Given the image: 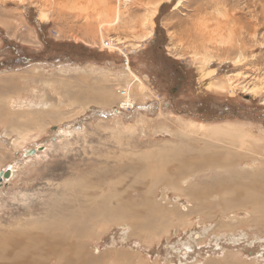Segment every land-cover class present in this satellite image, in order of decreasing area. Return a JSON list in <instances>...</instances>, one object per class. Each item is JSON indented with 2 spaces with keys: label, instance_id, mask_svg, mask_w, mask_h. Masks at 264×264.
I'll list each match as a JSON object with an SVG mask.
<instances>
[{
  "label": "rangeland",
  "instance_id": "374dc122",
  "mask_svg": "<svg viewBox=\"0 0 264 264\" xmlns=\"http://www.w3.org/2000/svg\"><path fill=\"white\" fill-rule=\"evenodd\" d=\"M263 115L264 0H0V233L126 182L134 214L83 239L94 264H264V204L239 201L264 194Z\"/></svg>",
  "mask_w": 264,
  "mask_h": 264
},
{
  "label": "bare ground",
  "instance_id": "6f19581e",
  "mask_svg": "<svg viewBox=\"0 0 264 264\" xmlns=\"http://www.w3.org/2000/svg\"><path fill=\"white\" fill-rule=\"evenodd\" d=\"M102 6H106L105 2ZM202 73H203L202 78H204V81L205 82L208 81L209 78H208L207 72L205 71ZM131 105H132V103H130V102L123 103V106H125V107H130ZM177 146H178L176 148L177 149L176 151H178L177 154H176V152H172V154L175 153L173 156L175 158H177V160L179 162H181L180 165L177 166V168H176V170H178V171L182 170V169H185V170L189 169L192 166L194 167V163L190 162L186 159L196 158V157L201 156L202 153H204L202 151H200V152L195 151L193 149V147H189V146L184 147L183 151H182V148H180L179 145H177ZM173 151H175V150L173 149ZM205 151H206L205 153L208 152L207 150H205ZM162 158H164V156ZM182 160L184 161L183 163H182ZM147 161H149V160H147ZM224 161H225V159H224ZM168 164H169V161H168ZM133 165L134 166H137V165L140 166L141 164L133 163ZM134 166H132V167H134ZM202 166H203V163H202ZM129 170H131V167ZM139 170H140V168H139ZM145 170H146V168H144L142 166V170H140V172H141L140 175H142L145 172ZM259 170H262V172H264V165ZM255 171H258V169H256ZM91 172H93V171H91ZM134 173H136V171ZM144 174H145V176L148 175V173H144ZM179 174H181V173H179ZM252 174H253V172H252ZM98 175H99V173H98ZM102 175L104 176V174H102V172H101V175H99V176H102ZM130 175L131 174L129 173V176H128L129 178H130ZM258 175H259V177H261L262 174H258ZM90 176L99 177V176H97V174H89L88 177L90 178ZM166 176L165 177L163 176L164 178H162V180H160L158 178H154V179L157 180V182L158 181L165 182L168 180L169 181H171V180L175 181L176 179H179V175H177V174L168 175L167 177ZM254 179L256 181L259 178H254ZM119 180L122 181V179H119ZM81 182H82L81 185L78 183H75L73 185L74 186L80 185L81 188L82 187L84 188L88 184L89 181L87 179L85 181L82 180ZM105 182H106V180H105ZM113 182H114V180H113ZM115 182L113 184H115ZM122 182L124 185L125 181H122ZM218 183H222V181H218ZM88 186H89V188H86L88 191H90L92 193L93 192H100V189L96 184H88L87 187ZM127 187H128V185L125 182V187L122 188L123 190H120L119 188H117V189H113L114 191H112V192L110 191V192L103 193L105 199H102V200H99L98 198H100V197H96L94 194H91V193H87V195H86V193H84L81 190L82 194L81 195L78 194V201L75 202L74 205L70 204V205L66 206L67 210H70V212H60V213L56 212L51 218H49V217L44 218L43 219L44 223L40 224L38 226V228L36 227L37 224L33 225V227H31V228L28 227L27 225H21L12 232H9V231H8L9 233L1 232L0 233V264H51V263H55V264H94L93 263L94 259H92L93 257L86 250V246H85L83 239L88 234L90 229H91L92 233L96 232L95 229L101 223L112 221V220L125 221V220L130 219V217L134 214V212H132L131 209L128 208V206L125 207V206L121 205V203L119 202L120 201L119 199L121 197L124 198L125 196L130 195V191L128 190ZM84 190H85V188H84ZM250 193H249V195H250ZM108 200H111L112 203L114 202L115 206L109 207ZM115 200H118V201H115ZM239 201L244 202L243 205L250 204V202H257L255 207L259 208V207H262V204H264V194L258 196L257 198H251L250 199L247 197L245 199H240ZM259 202H261L262 204ZM147 204H145V206H147L149 208L151 205L149 204V206H148ZM128 205L130 206L129 203H128ZM131 205L135 207L137 214H138L139 209L136 206L140 207V205H137L133 202H131ZM132 206H131V208H132ZM145 206H144V208H145ZM222 206H224V204H222ZM155 209H157V208H155ZM259 209H257V210H259ZM253 211H254V209H253ZM162 212H160L159 216H161V215L164 217L168 216L167 213H165L164 211H162ZM157 219H153V217H151V221L157 220ZM162 220H163V218H162ZM142 221L145 225H147L146 219L142 220Z\"/></svg>",
  "mask_w": 264,
  "mask_h": 264
},
{
  "label": "flooded vegetation",
  "instance_id": "af4514ba",
  "mask_svg": "<svg viewBox=\"0 0 264 264\" xmlns=\"http://www.w3.org/2000/svg\"><path fill=\"white\" fill-rule=\"evenodd\" d=\"M165 60V62L167 63V65H168V68H164V65H163V67H159V68H161L163 71H164V73H163V75H162V78L164 79V80H166V81H169L171 78L173 79L174 77H180V75L181 76H184V77H186L185 76V72L184 73H182V70H181V68H178V67H176V69H178V71H173V72H170V71H167L168 69H171L170 68V66H174L175 65V61L174 60H172V59H170V58H168V57H166V59H164ZM228 108L226 109V110H224V116L225 115H228V116H230V115H233V116H235L236 115V111H235V106L232 104V103H230L229 102V104L228 105H226ZM186 108V107H185ZM197 108V107H196ZM206 108V107H205ZM226 108V107H225ZM184 112L186 111V112H193V113H196V114H198V116H201V115H205L206 117H209L210 116V114H209V112L208 113H202V112H204V111H202V110H199L198 108L197 109H191V108H186V110H183ZM250 114H253V116H256L257 115V113L256 112H252V113H250ZM249 115V114H248ZM202 117V116H201ZM263 117H264V115H263ZM205 118V117H204ZM205 119H207V118H205ZM205 119H203V120H205ZM259 119V118H258ZM208 120V119H207Z\"/></svg>",
  "mask_w": 264,
  "mask_h": 264
},
{
  "label": "water",
  "instance_id": "95a60500",
  "mask_svg": "<svg viewBox=\"0 0 264 264\" xmlns=\"http://www.w3.org/2000/svg\"><path fill=\"white\" fill-rule=\"evenodd\" d=\"M43 151L44 150V148L43 147H41V148H38V149H31V150H29V151H27V154L28 155H34L37 151ZM12 169H7L6 171H1L0 172V188L3 186V181H4V179H7V180H9V179H11V177H12Z\"/></svg>",
  "mask_w": 264,
  "mask_h": 264
},
{
  "label": "built area",
  "instance_id": "2783aa9c",
  "mask_svg": "<svg viewBox=\"0 0 264 264\" xmlns=\"http://www.w3.org/2000/svg\"><path fill=\"white\" fill-rule=\"evenodd\" d=\"M109 44H110V45H109ZM111 44H112V42H111V41H108V43L106 44L105 47H109V46H111Z\"/></svg>",
  "mask_w": 264,
  "mask_h": 264
},
{
  "label": "crops",
  "instance_id": "0c3cea01",
  "mask_svg": "<svg viewBox=\"0 0 264 264\" xmlns=\"http://www.w3.org/2000/svg\"><path fill=\"white\" fill-rule=\"evenodd\" d=\"M238 176V175H237ZM244 184V183H243ZM247 187V184H244L242 188H246Z\"/></svg>",
  "mask_w": 264,
  "mask_h": 264
},
{
  "label": "trees",
  "instance_id": "16d2710c",
  "mask_svg": "<svg viewBox=\"0 0 264 264\" xmlns=\"http://www.w3.org/2000/svg\"><path fill=\"white\" fill-rule=\"evenodd\" d=\"M46 47H48V48H49V46H46Z\"/></svg>",
  "mask_w": 264,
  "mask_h": 264
}]
</instances>
